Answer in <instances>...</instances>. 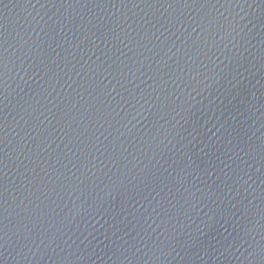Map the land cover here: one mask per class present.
Wrapping results in <instances>:
<instances>
[{
	"label": "water",
	"instance_id": "95a60500",
	"mask_svg": "<svg viewBox=\"0 0 264 264\" xmlns=\"http://www.w3.org/2000/svg\"><path fill=\"white\" fill-rule=\"evenodd\" d=\"M0 264H264V0H0Z\"/></svg>",
	"mask_w": 264,
	"mask_h": 264
}]
</instances>
